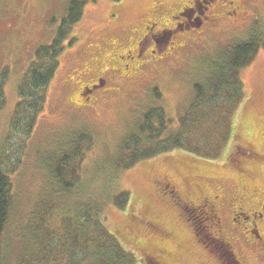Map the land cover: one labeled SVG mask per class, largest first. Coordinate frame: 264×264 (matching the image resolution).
Masks as SVG:
<instances>
[{"label":"rangeland","instance_id":"obj_1","mask_svg":"<svg viewBox=\"0 0 264 264\" xmlns=\"http://www.w3.org/2000/svg\"><path fill=\"white\" fill-rule=\"evenodd\" d=\"M68 1L0 0V170L11 186L0 264H45L46 251H52V264H68L59 250L73 247L70 223L76 222L87 203L102 209L108 234L133 253L135 264H145V256L159 264H218L220 252L213 257L194 245L179 210L158 196V185L165 179L193 202L199 196L222 194L226 203L219 206V215L237 257L243 264H264V247L245 245L234 229L243 234V228L231 221L241 184L264 194V128L259 117L264 116V24L260 21L264 4L238 0L241 10L234 19L218 7L216 22L191 34L177 31L172 44L165 46L159 32L188 0L89 2L65 41L75 38L59 59L31 129L30 120L24 118L29 115L16 107L18 86L35 50L56 38ZM154 22L158 42L152 45L146 27ZM248 39L254 41L257 53L240 70L243 96L232 95L224 102L223 92L217 100L206 102L205 95L195 101L198 110L193 109L180 125L179 119L192 110L194 85L218 70L229 47ZM138 49L141 58L133 63L128 52L135 56ZM88 85L96 88L87 100ZM215 102L216 108L207 104ZM156 108L168 121L160 132L168 151L118 168L117 162L124 165L133 152L125 148L128 138L144 137L142 116ZM176 130L181 149L167 135ZM79 135H87L90 145L76 143ZM66 153L80 156H68L65 163L66 181L74 184L69 194L60 192L49 174ZM123 191L128 201L116 207L112 199ZM193 222L200 233L202 222L199 218ZM160 230L173 234L168 256L149 243L161 240ZM258 231L264 238V221ZM76 236L74 247L85 252V232ZM45 244L46 250L42 249Z\"/></svg>","mask_w":264,"mask_h":264},{"label":"trees","instance_id":"obj_2","mask_svg":"<svg viewBox=\"0 0 264 264\" xmlns=\"http://www.w3.org/2000/svg\"><path fill=\"white\" fill-rule=\"evenodd\" d=\"M117 1V0H113ZM89 2H96V0H69L65 10V15L61 19L60 24L57 29L56 38L46 46H40L35 50L34 59L30 63L25 76H23L19 86H18V102L16 104L17 109L21 108V112L27 113L28 117H24L30 120L31 125L29 128L32 129L34 118L38 116V113L42 110V106L46 100V88L54 78V75L59 66V59L63 54L66 47H70L75 38H70L67 42L66 39L70 35V32L74 26H76L83 16L85 6ZM229 54L221 63H218V70L207 78L203 83H198L194 85V103L191 105L192 110L186 113L183 117L179 119V124L183 125L187 118H189L191 111L195 109V101L202 99L206 95V102H213L222 96L225 92L227 96L224 102L229 101L232 95H242L243 90L242 82L240 79V70L248 66L254 56L257 53V46L254 41L248 39L244 43L237 44L235 46L228 48ZM214 66H216L214 64ZM228 86V90H220V87ZM2 96H0V102H2ZM204 104V102H202ZM210 106L215 107L217 102L207 103ZM207 106V105H203ZM196 110H198L196 108ZM22 113V114H23ZM22 116V115H21ZM164 115L161 110L151 109L144 113L142 116V126L140 132L144 134L143 138H134L131 136L128 138V143L125 148L129 149L131 152L127 159L124 160V165L121 161L117 162V167L120 169L129 168L133 166L140 160L148 159L154 157L158 153H165L168 151V147L164 146V142L161 139L160 132L162 129H166L168 126V121L164 119ZM28 126V125H27ZM230 127V126H229ZM28 129V128H27ZM231 133L232 129L230 127ZM28 132L30 130L28 129ZM168 131L167 135H170L169 139L173 140V145L178 148H183L179 143V138L177 130L170 134ZM230 133V135H231ZM174 135V136H173ZM75 142L84 143L86 142L90 145L89 137L87 135H79L76 137ZM168 139V140H169ZM89 141V142H88ZM85 144V143H84ZM77 149L74 146L73 150ZM68 156L72 159H77V155L73 153L63 154L62 158L56 163L57 166L49 171L53 182L57 185L60 192L69 194L74 189V184H69L66 181V168L65 163L69 160ZM76 174L75 171H73ZM71 172V176L73 175ZM77 179V178H76ZM10 182L9 177L0 170V244L1 236L3 234L4 228L6 226L8 216H9V206H10ZM126 200L128 201V195L126 192H119L113 197L112 202L116 207H121ZM70 227L72 231L71 234L72 248L65 246L64 249L59 250V256L69 259L68 264H135V257L133 258V253L126 250L116 237L112 234H108L105 226V216L102 209L97 204L87 203L81 206V210L76 216V222ZM40 233L41 230L39 229ZM85 232V245L87 250L85 252L82 248L74 247L77 244L76 232ZM48 236V234H47ZM105 239H111L105 241ZM96 240L98 243H96ZM44 241V240H43ZM93 244L94 247H89ZM68 245V244H67ZM111 246V247H110ZM46 244L44 245V250ZM89 248H92L91 250ZM47 255H43L42 260L45 264H52V251H46ZM77 255L75 257L74 255ZM40 255V253H39ZM25 256V255H23ZM39 259L38 261H42ZM55 261L59 262L57 258ZM47 262V263H46ZM40 263V262H39ZM64 264L62 261L59 262ZM20 264H27L21 262Z\"/></svg>","mask_w":264,"mask_h":264},{"label":"flooded vegetation","instance_id":"obj_3","mask_svg":"<svg viewBox=\"0 0 264 264\" xmlns=\"http://www.w3.org/2000/svg\"><path fill=\"white\" fill-rule=\"evenodd\" d=\"M260 4L263 6L264 0H260ZM218 7V11L222 10V8L226 9V15L233 19L238 17L241 10L238 0H188L186 3L179 6L170 18L165 21L164 27L159 32V39H163L165 46H167L172 44L171 40L177 36V31L191 34L202 29L209 22H216L217 19L214 12ZM260 21L264 24V17H261ZM258 23L260 22L258 21ZM156 26L154 22L146 27L148 41L152 43V45L153 42H158L156 34H153V30ZM131 53L130 51L128 52L129 60L133 61V63H137L142 53L139 49L135 56L131 55ZM150 53L154 54L155 52L152 50ZM94 88H96V86L92 87L88 85L85 87L88 93L86 96L87 100ZM259 117L264 128V116L259 114ZM262 135H264V131ZM251 155L259 156L258 154ZM259 191L260 190H256L255 188L247 189L242 184L240 185L239 195L236 197L237 204L231 211V221L233 225H239L243 228V234L239 228L234 229L239 231L245 245L262 248L264 247V238L260 234V231H258V228L259 223H263L264 221V194H260ZM158 196L164 200L166 199L179 210L180 216L184 221L183 224L186 229L190 231L189 236L194 245L203 249L204 252L211 253L213 257L215 252L219 251L220 254H218V258H216L219 261L218 264H243L234 250L233 239L226 233L221 223L219 206L224 202L226 203L225 197H223L222 194L199 196L200 199L197 202H193L186 199L182 192L177 190L168 179H165L158 185ZM248 200H250L251 203L256 202L255 205H249L247 203ZM197 218L202 222V224L201 222L199 223L202 226V231H200V233L197 232L195 223L193 222V220ZM154 226L157 228L156 225ZM166 232V230H160L159 235L161 240L158 242L150 241L149 243H152L159 253L168 256L169 253H172L169 247V240L172 238L173 234L171 231ZM202 233H204L205 236L201 235ZM206 240H209L208 244ZM154 259L145 256L144 260L146 262L144 263L159 264Z\"/></svg>","mask_w":264,"mask_h":264}]
</instances>
